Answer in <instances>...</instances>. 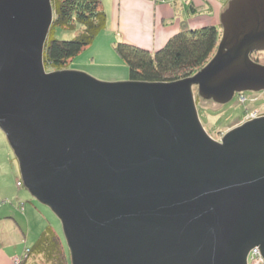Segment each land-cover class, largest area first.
<instances>
[{
    "label": "water",
    "instance_id": "1",
    "mask_svg": "<svg viewBox=\"0 0 264 264\" xmlns=\"http://www.w3.org/2000/svg\"><path fill=\"white\" fill-rule=\"evenodd\" d=\"M50 0H0V128L21 181L60 219L71 264L264 263V115L220 140L205 96L264 86V0H223L219 43L189 76L99 80L47 71Z\"/></svg>",
    "mask_w": 264,
    "mask_h": 264
},
{
    "label": "trees",
    "instance_id": "2",
    "mask_svg": "<svg viewBox=\"0 0 264 264\" xmlns=\"http://www.w3.org/2000/svg\"><path fill=\"white\" fill-rule=\"evenodd\" d=\"M50 1L53 16L44 40L42 59L45 67L61 69L104 28L106 13L101 0ZM186 8L188 11L196 9L191 1ZM180 21L178 30L153 51L123 40L113 42L115 52L127 67L128 80L180 79L200 69L209 59L218 44L221 23L190 27L185 18ZM55 25L78 29L70 38H59L52 34ZM16 184L21 182L17 183L16 179ZM15 264H69V261L59 233L47 223L31 245L24 247Z\"/></svg>",
    "mask_w": 264,
    "mask_h": 264
},
{
    "label": "rangeland",
    "instance_id": "3",
    "mask_svg": "<svg viewBox=\"0 0 264 264\" xmlns=\"http://www.w3.org/2000/svg\"><path fill=\"white\" fill-rule=\"evenodd\" d=\"M77 29L78 27L64 28L55 25L52 34L59 38H70ZM101 32L99 41L80 50L66 68L83 71L99 80H127L126 65L121 61L110 60L112 57L114 59L117 53L112 51L111 56H109L104 52V49L101 50V53L99 52L103 39L108 36V31L102 29ZM109 43L111 44V41ZM93 48L96 58L91 59ZM248 56L251 61L264 65V46L251 48ZM102 57L108 60H101ZM45 69L47 71L52 70L49 67H45ZM191 90L201 124L204 130L216 140H220L229 130L245 120L257 115H264V86L234 90L230 98L224 101L213 96H205L199 91L196 83L191 85ZM17 178L21 181L17 158L4 131L0 128V214L5 216V219L11 220L12 226H14V228L11 226L8 229V238L13 241L18 238L19 255L25 246L31 245L41 228L49 223L57 230L63 240L65 254L69 264H71L70 251L60 219L48 205L46 206L45 203L31 194L22 181L21 184L17 185ZM2 224L3 222L0 226ZM17 230L19 234H17ZM33 236L34 239L30 242ZM18 257H13V264L17 263Z\"/></svg>",
    "mask_w": 264,
    "mask_h": 264
},
{
    "label": "crops",
    "instance_id": "4",
    "mask_svg": "<svg viewBox=\"0 0 264 264\" xmlns=\"http://www.w3.org/2000/svg\"><path fill=\"white\" fill-rule=\"evenodd\" d=\"M101 1L106 13L103 30L108 31V36L103 39L99 52L101 53V50L104 49V52L111 56V52L115 51L113 42L116 40L130 42L150 51L157 49L164 44L171 34L178 30L182 18L186 19L190 27H198L209 23L219 24V9L223 0ZM189 1L195 6V10H187L186 5ZM189 9L191 8L189 7ZM101 34L102 32L100 31L89 45H94V43L99 41ZM110 41L112 46L109 43ZM93 57L96 58L94 48L91 50V59ZM101 60L108 59L102 57ZM110 60L123 62L118 54H116L114 59L112 57ZM4 217L0 214V224L3 222L2 226H0V264H13V257L20 255H18L19 241L17 240L18 238L14 241L8 238L7 232L12 226V222ZM17 234H19L18 230ZM33 239L34 236L31 237L30 242Z\"/></svg>",
    "mask_w": 264,
    "mask_h": 264
},
{
    "label": "built area",
    "instance_id": "5",
    "mask_svg": "<svg viewBox=\"0 0 264 264\" xmlns=\"http://www.w3.org/2000/svg\"><path fill=\"white\" fill-rule=\"evenodd\" d=\"M20 180H17V183H19ZM247 263L248 264H260L262 263V257L259 255L256 247L252 248L247 253Z\"/></svg>",
    "mask_w": 264,
    "mask_h": 264
},
{
    "label": "clouds",
    "instance_id": "6",
    "mask_svg": "<svg viewBox=\"0 0 264 264\" xmlns=\"http://www.w3.org/2000/svg\"><path fill=\"white\" fill-rule=\"evenodd\" d=\"M17 180H20L19 178H17ZM21 182V181H20ZM22 183V182H21ZM263 263V262H262Z\"/></svg>",
    "mask_w": 264,
    "mask_h": 264
}]
</instances>
